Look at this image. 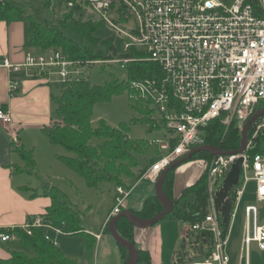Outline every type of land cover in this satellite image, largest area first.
I'll return each instance as SVG.
<instances>
[{"label": "built area", "instance_id": "1", "mask_svg": "<svg viewBox=\"0 0 264 264\" xmlns=\"http://www.w3.org/2000/svg\"><path fill=\"white\" fill-rule=\"evenodd\" d=\"M59 1L67 10L75 5L91 9L99 21L127 39L123 45L125 54L131 49L142 52L145 60L159 67L160 78L133 81V93L129 94L133 103L148 104L161 117L164 138L148 141L156 156L145 176L153 184L165 168L204 145V130L210 122L220 118L228 126L234 121L241 135L245 122L264 108V0ZM6 3L7 0H0V7ZM115 20L134 24L130 32H124ZM133 61L122 58L104 62L120 64L125 71ZM97 64L72 60L54 48L26 50L23 61L17 65L0 61V67L23 72L52 86L86 81L85 69ZM18 86L19 82L11 80L9 95ZM11 118L0 106V124H11ZM254 121L241 154L211 155L210 159L200 161L207 175L208 213L190 225L189 230L210 242V253L197 260L184 256L173 264H229L226 252L229 226L223 229V221L213 208L214 193L221 188L237 158L242 157L243 164L238 184L230 193L232 209L228 223L235 217L249 183H253L256 201L264 203V153L250 154L264 122ZM187 162L178 168L190 164ZM128 194L125 188H115L113 207L106 222L122 212ZM244 220L240 257L244 264H249L252 243L264 252V218L259 224L257 208L248 205L244 207ZM35 228L64 233L62 228L45 223L42 217L28 221L22 229L30 235ZM15 238L14 234H0L1 243ZM45 240L56 245L46 235Z\"/></svg>", "mask_w": 264, "mask_h": 264}, {"label": "trees", "instance_id": "2", "mask_svg": "<svg viewBox=\"0 0 264 264\" xmlns=\"http://www.w3.org/2000/svg\"><path fill=\"white\" fill-rule=\"evenodd\" d=\"M68 11L70 14L79 13L82 8L75 5ZM19 16H21L19 11L13 7L11 2H7L0 7V22L10 23L16 21ZM26 21L28 23V40L23 46L26 50L31 48L34 50L60 48L65 56L72 60L91 61L100 58L103 61L110 60L111 56H100V52L93 54V52L83 50L79 44H76L54 28L42 26L34 19L27 18ZM102 24V21H81L78 18L72 20L68 25L62 24V29L79 36L89 46L100 44L106 49L107 54L115 53L112 37L104 41L94 37L95 32ZM122 58L134 59L133 62L127 64L125 70L128 81L155 79L160 78L162 75L159 67L145 60V55L142 52L131 49L127 54L122 55ZM125 89L123 83H116L115 85L107 82L102 86H94L90 82L82 81L70 83L67 86L60 85L59 93L56 96L51 94L53 116L58 120L50 126H44L42 132L51 144H56L68 153L69 156H60L59 161L81 176L86 183L85 185L90 188L96 187L101 181H108L113 182L115 187L127 189L128 186L123 182V179H132V169L140 165L139 158L143 154L146 141L130 139L123 125L112 128L102 120L98 121L95 128L91 125L93 107L98 103L109 101L112 96L126 91ZM263 118L264 114L254 122H258ZM250 130L251 127L248 136ZM240 139L238 126L234 121L225 126L219 118L210 122L204 130V145L219 147L225 152L239 149ZM255 144L256 146L250 151V154L264 153V128L260 132V136L256 138ZM15 150L24 161L25 167L33 169L34 161L31 151H25L21 147H15ZM154 153L156 152L154 151ZM211 157V154L196 152L188 162L194 159H210ZM153 163H155V157L144 166V171ZM173 174L174 170L169 171L162 183L163 192L172 204L171 212L162 220L174 217L190 225L201 221L208 213L209 206L206 172L204 171L193 185L185 188L176 202L171 201ZM46 195L50 198L51 204L45 213L39 217H42L45 223L57 222L66 235L84 234L79 216L67 204L65 194L51 187L46 188ZM175 203L182 204L187 210H177ZM161 211H163V206L155 196H152L143 201L139 211L132 213L139 219L148 220ZM115 226L118 235L123 240L134 244V226L128 220L119 218ZM228 226L229 223L222 227L227 230ZM44 231L43 228L31 229L29 235L22 228H15L12 234L18 238L22 245L29 248L32 258L26 257L22 253L11 252L10 258L7 261H0V264H75L73 261L66 259L59 252L56 245L45 240ZM200 237L202 239L201 235ZM84 246L87 251L93 248L87 241L84 242ZM136 251L137 264H150L148 253L138 248H136ZM209 253L210 246L204 257L208 256Z\"/></svg>", "mask_w": 264, "mask_h": 264}, {"label": "rangeland", "instance_id": "3", "mask_svg": "<svg viewBox=\"0 0 264 264\" xmlns=\"http://www.w3.org/2000/svg\"><path fill=\"white\" fill-rule=\"evenodd\" d=\"M46 1L47 0H22L20 3L16 1L17 3H13V7L19 11L21 17L23 15H26V19H34L42 26L54 28L58 32L63 33L67 38H69L76 44H79L80 47L87 52H93V54L100 52V56H111V61L122 59V57L120 56L125 55L123 45L127 41V39L123 35L112 30L108 25L106 26L105 24H102L94 34V37L99 39L100 41L107 40L111 37L113 38L115 53L108 54L106 49L100 44H98L97 46H89L79 36H76L75 34L69 31H64L62 29V24L68 25L70 22H72V20L78 18H80L81 21H99V17L91 9L86 8L82 9V11L79 13L76 12L74 14H70V12L65 8L64 4L60 3L59 0H49L48 3H46ZM114 22L124 32H130L134 24L132 21L121 24L117 20H115ZM55 49L61 50L60 48ZM31 50L34 49L31 48ZM91 61H95L98 64L88 66L85 69L86 73L84 78L87 82H90V84L94 86H102L107 82L115 85L116 83H123L126 88V91L112 96L109 101L98 103L93 107L91 118L92 127H97V123L99 120L104 121V123L112 128H118L120 125H123L126 128L127 136L130 139L146 141V144L144 145V151L142 152L143 154L139 158L140 165L132 169L133 178L123 179V182L126 183V186L128 184V186L133 187L138 183L136 186L137 190L134 196V199H136L140 193L142 194V192L149 190L150 186H155L153 185L151 180H149L148 177L145 176L144 166L156 156V154L154 153V148H152L151 146L149 147L148 141L164 138L165 132L163 130L162 123H160L161 117L148 104L132 102L129 94L133 93L131 90V83L134 80L128 81L127 73L120 68V64L104 62L103 60H101V58ZM53 92L57 93L55 88H53ZM56 120H58V118H55V121ZM263 122L264 118L259 120L255 124H262ZM258 136H260V133L258 134ZM29 137L30 138L26 140H29L31 143H34L37 146V155L41 160L40 163H43V166H41L42 170L40 174L36 173V176H29L33 174V171H36L37 167H35L34 163L33 169L29 167L26 168L24 163L23 168H15L14 171L16 172L21 170L26 172L27 174H25V178L28 180V182L33 180H40L39 183L43 186L51 185L53 188L62 191V193H64L66 196L65 199L68 205H72V207L75 208V210L78 212L80 225L84 229L98 232L101 221L105 217L106 213L113 207V194L116 188L115 184H113V182L101 181L96 187H88L87 185H85L86 183L81 176L72 172L71 169L67 168L65 165L54 159L55 154L50 149L52 147L50 146V143L46 138H44V143H41L40 141L38 142V137L34 136L33 132H31ZM22 149L25 151H31L33 158L32 150H26L24 148ZM55 150H57L64 156H69L68 153L65 152L61 147L57 146ZM50 158H52V161H50ZM201 160L202 159H194L193 161L187 162H192L190 167H184V165L183 167L181 166L178 169H174V174L172 175L173 184L171 191V201L176 202V200L179 198H175L173 195V188L175 183L178 186V184H180L187 176H189L190 172L192 171H196L197 173H200V171L203 172V167L200 163ZM58 166H61L60 168H62L64 171L59 169ZM50 167L51 170H49ZM42 188H39L38 190H42ZM238 188H240V186ZM248 205H253L257 208L260 224L262 219L264 218V203H258L256 201L253 183H249L247 185V188L243 192V196L241 198L240 207L238 208L235 217L229 223V237L226 247L229 264H244V261H240L241 240L245 225L244 207ZM175 206L177 210H187L180 203L176 204ZM124 207H126V204L124 205ZM182 222H178L175 219H165L152 226V228L159 226L162 227L164 233L168 235L167 237H171V239H166L167 237H165V240L163 241V249L164 251L168 252L167 264H172L171 262L173 260V254L172 252H170L172 246L171 241L173 240L174 236L176 237L180 234L183 228H185L184 237H186L187 243L182 246L181 250L186 256H188L187 258L191 260L202 259L209 248L208 241L201 239L198 233L191 232L189 230L190 224H185L184 222ZM58 226L59 225L57 222L52 223L53 228H58ZM47 232L50 239L56 242V246H58L61 252L65 253L66 251L71 249L75 251L74 253L76 255H74L73 257L67 256V258L71 259V261H73L74 263L82 264V262L86 260V257L88 258V260L93 257L92 260L90 259L91 264H94V258L96 261V255H93L94 248H92V250L90 251H87L83 246L84 243L81 238L78 239L77 237L63 235L55 229H53L52 231L47 230ZM64 234L66 233L64 232ZM105 236L107 237L109 235L106 233ZM17 242L14 243V245L18 248V250L15 251H18L19 253H22L23 255L29 257V248L23 247L19 244V242ZM112 242V244H114L115 248H117L118 250V246L116 245L115 241L112 240ZM250 248L249 264H264V252L259 251L258 248H256V244L254 243L250 245ZM108 252L109 251H106L103 256L99 253V263L117 264L118 253L114 251L111 254H107Z\"/></svg>", "mask_w": 264, "mask_h": 264}, {"label": "crops", "instance_id": "4", "mask_svg": "<svg viewBox=\"0 0 264 264\" xmlns=\"http://www.w3.org/2000/svg\"><path fill=\"white\" fill-rule=\"evenodd\" d=\"M16 1L20 3L22 0H7V2H11L12 4L17 3ZM48 2L49 0L46 1V3ZM25 17L26 15H23L22 17L19 16L16 21L10 23L4 21L0 22V61L7 60L12 65L20 64L23 61L24 54L26 52V49L23 46H25V43L28 40V23ZM11 80L19 82L18 89L12 96L9 95L8 91V86ZM53 88H55L57 93H59V85H48L43 81L29 78L23 72L0 67V106L5 108L10 117H12L11 124H0V234H12V231L15 228H23L25 224L31 219L43 215L51 204L50 198L46 195V188H51V185L43 186L39 183L40 180L28 182V180L25 178V174H27L26 172L21 170L15 172L14 170L15 168H23L24 166V162L16 153L15 147L32 150L33 152V159L35 167L37 168L36 171H33V174L29 176H36V173L40 174L42 170L41 166H43V163H40L41 160L37 155V146L26 139L30 138L29 136L31 132L34 133V136L38 137V142L40 141L41 143H44V138L47 139L45 134L42 132V128L44 126L47 127L52 125L55 121L53 116V103L51 100V94L56 96L57 93L53 92ZM47 141L49 142L48 139ZM50 146L52 147L50 149L55 154L54 159L60 162L59 157L64 155L55 150L57 147L56 144L53 145L50 143ZM51 159L52 158H50V161H52ZM58 167L64 171L62 168H60L61 166ZM49 170H51V167ZM202 173L203 172L201 171L200 173L192 171L190 172L189 176H187L180 184H178V186L175 183L173 188L174 197L178 198L181 192L185 188L194 184V182L197 181ZM137 184H135L133 187H136ZM133 187L128 186L126 189L129 194L128 198H126L124 204L121 207L122 212L129 211L132 213L139 211L143 201L146 198L152 196L156 197V191L154 189L155 186H150L149 190L142 192V194L140 193L138 197L134 199L137 187ZM39 188H42V190H38ZM125 204L126 207H124ZM69 206L72 207V205ZM73 209L75 210V208ZM110 211L111 210L106 213L105 217L101 221L98 232L84 229L81 226L84 234L73 235V237H77L78 239L81 238L83 243L87 241L89 245H93V255H96V261L95 258L93 261L94 264H101L98 261V255L100 253L103 256L106 251H109L107 254H111L114 251L118 253L117 264H130V253L125 248H120L116 244L118 246L117 250L114 244H112L113 238L108 231L109 222H106ZM168 219H175L178 222H182L181 220L174 217ZM184 229L185 228H183L180 234L176 237L173 235L174 237L171 241L172 246L170 251L173 254V260L171 262L172 264L176 259L179 260L186 256L181 250L182 246L187 243L186 237H184ZM44 232L45 235L49 237L47 230ZM106 233L109 236L106 237ZM62 234L66 235L64 233ZM85 236H87V238H85ZM167 236L168 235L164 233L162 227L160 226L155 228H134L133 245L141 251L148 253L150 264H167L168 252L164 251L163 249V241ZM166 239H171V237H167ZM17 241L20 245H22L18 238L5 243L0 242V261H7L10 258L11 252H18L15 251L18 250V248L14 245V243ZM22 246L26 247L24 245ZM58 250L61 252L59 248ZM74 252L75 251L71 249L65 253L61 252V254L66 259H69L67 256L73 257L76 255ZM29 257L32 258L31 252ZM92 258L93 257L90 259L92 260ZM90 259L88 260L86 257V260L82 262V264H91ZM240 261H242L241 257Z\"/></svg>", "mask_w": 264, "mask_h": 264}, {"label": "water", "instance_id": "5", "mask_svg": "<svg viewBox=\"0 0 264 264\" xmlns=\"http://www.w3.org/2000/svg\"><path fill=\"white\" fill-rule=\"evenodd\" d=\"M264 114V108L255 112L243 125V128L241 130V139H240V147L236 151L231 152H225L222 151L219 148L203 145L197 148H194L190 151V153L186 154L184 157L180 158L176 162L172 163L168 168H165L159 175L157 181L155 182V191H156V198L158 199L159 203L163 206V211H161L159 214L154 216L151 219L143 220L137 218L133 213H130L129 211L121 212L117 216L113 217L109 223H108V231L111 234L113 240L118 246H121L125 248L129 253L131 257L130 264H137V251L133 244L123 240L116 231V222L119 218H125L128 220L134 227L136 228H147L152 227L156 225L158 222H160L166 215H168L171 212L172 206L168 198L163 192L162 183L165 175L174 169H177L180 165H183V163L189 161V159L199 152H205L211 155H239L241 154L246 147V141H247V133L248 129L253 123V121L260 116ZM243 164V158L239 157L237 158L234 163L231 166L230 171L228 172L226 179L223 180L221 188L214 193V207L215 211L219 213L222 224L227 225L229 222L230 212L232 209V199L230 197V193L233 190L234 187L238 184V179L240 176V171Z\"/></svg>", "mask_w": 264, "mask_h": 264}, {"label": "bare ground", "instance_id": "6", "mask_svg": "<svg viewBox=\"0 0 264 264\" xmlns=\"http://www.w3.org/2000/svg\"><path fill=\"white\" fill-rule=\"evenodd\" d=\"M191 166V163L190 164H187V165H185L184 167H190Z\"/></svg>", "mask_w": 264, "mask_h": 264}]
</instances>
